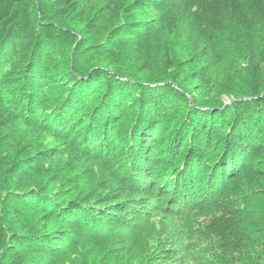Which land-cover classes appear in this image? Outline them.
Returning a JSON list of instances; mask_svg holds the SVG:
<instances>
[{"label":"trees","instance_id":"16d2710c","mask_svg":"<svg viewBox=\"0 0 264 264\" xmlns=\"http://www.w3.org/2000/svg\"><path fill=\"white\" fill-rule=\"evenodd\" d=\"M68 263L264 264V0H0V264Z\"/></svg>","mask_w":264,"mask_h":264},{"label":"bare ground","instance_id":"6f19581e","mask_svg":"<svg viewBox=\"0 0 264 264\" xmlns=\"http://www.w3.org/2000/svg\"><path fill=\"white\" fill-rule=\"evenodd\" d=\"M211 145V144H210ZM206 189V188H205ZM208 192V191H207ZM248 246V245H247ZM247 250V249H246Z\"/></svg>","mask_w":264,"mask_h":264},{"label":"rangeland","instance_id":"374dc122","mask_svg":"<svg viewBox=\"0 0 264 264\" xmlns=\"http://www.w3.org/2000/svg\"><path fill=\"white\" fill-rule=\"evenodd\" d=\"M69 264V263H68Z\"/></svg>","mask_w":264,"mask_h":264}]
</instances>
